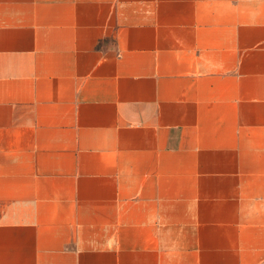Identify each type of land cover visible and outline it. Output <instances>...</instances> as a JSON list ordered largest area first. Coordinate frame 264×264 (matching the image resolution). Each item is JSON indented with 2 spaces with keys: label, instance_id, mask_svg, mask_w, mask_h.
Segmentation results:
<instances>
[{
  "label": "crops",
  "instance_id": "1",
  "mask_svg": "<svg viewBox=\"0 0 264 264\" xmlns=\"http://www.w3.org/2000/svg\"><path fill=\"white\" fill-rule=\"evenodd\" d=\"M0 264H264V0H0Z\"/></svg>",
  "mask_w": 264,
  "mask_h": 264
}]
</instances>
